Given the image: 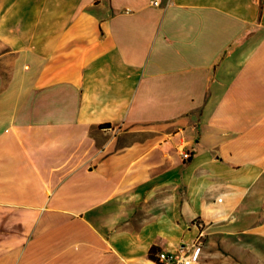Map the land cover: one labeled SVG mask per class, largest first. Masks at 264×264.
Here are the masks:
<instances>
[{
  "label": "crops",
  "instance_id": "0c3cea01",
  "mask_svg": "<svg viewBox=\"0 0 264 264\" xmlns=\"http://www.w3.org/2000/svg\"><path fill=\"white\" fill-rule=\"evenodd\" d=\"M197 223L200 264H264V0H0V264H157Z\"/></svg>",
  "mask_w": 264,
  "mask_h": 264
},
{
  "label": "built area",
  "instance_id": "2783aa9c",
  "mask_svg": "<svg viewBox=\"0 0 264 264\" xmlns=\"http://www.w3.org/2000/svg\"><path fill=\"white\" fill-rule=\"evenodd\" d=\"M161 0H153L154 6H159ZM219 202L222 200L219 199ZM202 229L194 243L188 247H184L178 253L159 252L156 255L157 264H200L204 243H205V231L200 223H197Z\"/></svg>",
  "mask_w": 264,
  "mask_h": 264
},
{
  "label": "trees",
  "instance_id": "16d2710c",
  "mask_svg": "<svg viewBox=\"0 0 264 264\" xmlns=\"http://www.w3.org/2000/svg\"><path fill=\"white\" fill-rule=\"evenodd\" d=\"M155 253L153 252V250H152V253H151V255H150V257H151V259L153 260V261H156V257H155V255H154Z\"/></svg>",
  "mask_w": 264,
  "mask_h": 264
}]
</instances>
